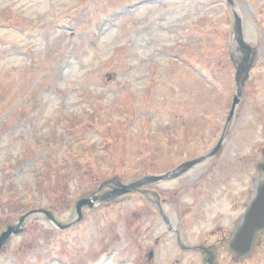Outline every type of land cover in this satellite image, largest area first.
I'll list each match as a JSON object with an SVG mask.
<instances>
[{
    "label": "rangeland",
    "instance_id": "rangeland-1",
    "mask_svg": "<svg viewBox=\"0 0 264 264\" xmlns=\"http://www.w3.org/2000/svg\"><path fill=\"white\" fill-rule=\"evenodd\" d=\"M232 1L0 0V234L31 209L69 224L104 181L163 173L206 154L225 130V149L235 141L246 157L247 183L260 177L264 0ZM236 16L257 57L225 129L243 58ZM145 208L129 195L86 209L64 232L33 216L0 264H196ZM255 262L264 253L246 264Z\"/></svg>",
    "mask_w": 264,
    "mask_h": 264
},
{
    "label": "flooded vegetation",
    "instance_id": "flooded-vegetation-1",
    "mask_svg": "<svg viewBox=\"0 0 264 264\" xmlns=\"http://www.w3.org/2000/svg\"><path fill=\"white\" fill-rule=\"evenodd\" d=\"M224 154L229 155L225 160L221 157ZM231 155L235 157L234 152H219L217 157L207 162L209 167L205 171L194 176L187 173L188 176L170 182L174 184L163 182L158 190L146 188L143 195L149 204L148 209L154 202H160L163 211L174 210L171 215L176 219L174 223H178L176 238L183 235L185 229L192 232L190 251L197 254L198 264H208L210 255L214 256V264L246 263L245 259L236 257L229 244L255 196L256 184L247 183L245 167L237 168L241 161L237 162ZM223 165H226V171H222ZM225 173V179L217 183L220 175ZM156 193L158 196L154 195ZM263 251L264 243L256 241L252 254L257 252L261 255Z\"/></svg>",
    "mask_w": 264,
    "mask_h": 264
},
{
    "label": "water",
    "instance_id": "water-1",
    "mask_svg": "<svg viewBox=\"0 0 264 264\" xmlns=\"http://www.w3.org/2000/svg\"><path fill=\"white\" fill-rule=\"evenodd\" d=\"M229 4L233 6V1L228 0ZM235 35L237 36V42L242 49L243 52V61L239 66L237 76H236V82L238 87V94L234 98L232 110L228 119V124L231 123L235 110L237 105L240 103L241 95H242V88L244 87L246 81L249 78L250 70L253 67L254 63V56H255V50L251 48L250 45L244 42L243 38V32H242V21L236 16V26L234 30ZM228 126V125H227ZM225 135V134H224ZM224 138V137H223ZM223 138L221 139L220 144L223 141ZM220 144L217 146V148L214 150L217 152L220 149ZM202 159L192 161L190 163H187L186 165L181 166L178 170H181L180 174H176V177L185 173L187 170L201 162ZM259 168L264 172V162L259 165ZM174 178V176H170V174L166 176H158V177H147L142 179L139 182L124 186L122 183L111 180L109 182H106L101 188L97 191H101L105 186L111 185V190L109 192H106L105 194L101 196H96L97 192L92 194L91 196L84 198L80 200L76 204V220L68 225H62L60 224L56 218L48 211L45 210H35L27 213L24 215L20 220L17 226H9L7 231L2 233L0 236V251L3 250L4 246L7 244V242L12 238V236L20 235L23 232V227L26 222V220L31 217L32 215L36 214H42L45 217H47L50 221H52L58 228L61 230L69 229L74 224L79 223L83 220L84 214L83 209L85 207L88 208H95L97 205L112 202L118 198H120L123 195H126L128 193L139 191L141 188H143L145 185L149 183L159 182L165 179ZM260 186L258 187V195L254 202L252 203L246 217L244 220V223L241 227V229L238 231V234L235 236L232 249L235 251H239V243L245 240V252L242 255L248 254L252 243L256 237V235L264 231V181H260ZM236 246V247H235ZM153 257V254H150V258Z\"/></svg>",
    "mask_w": 264,
    "mask_h": 264
}]
</instances>
